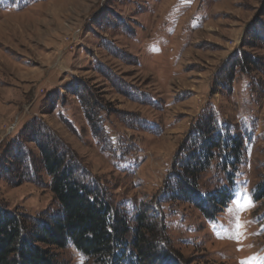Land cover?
Here are the masks:
<instances>
[{"label": "rangeland", "instance_id": "rangeland-1", "mask_svg": "<svg viewBox=\"0 0 264 264\" xmlns=\"http://www.w3.org/2000/svg\"><path fill=\"white\" fill-rule=\"evenodd\" d=\"M1 2L0 155L37 116L130 216L146 205L163 220L187 264H264V201L253 199L264 177V0ZM242 54L257 57L255 70L236 66ZM217 110L223 134L244 129L246 141L235 198L210 221L194 204L159 199ZM217 162L203 189L226 181ZM49 183L44 170L20 185L0 179V202L52 211ZM59 258L95 264L71 245Z\"/></svg>", "mask_w": 264, "mask_h": 264}, {"label": "trees", "instance_id": "trees-1", "mask_svg": "<svg viewBox=\"0 0 264 264\" xmlns=\"http://www.w3.org/2000/svg\"><path fill=\"white\" fill-rule=\"evenodd\" d=\"M29 1L2 0L1 6L19 8ZM256 39L264 42V33ZM257 61V57L242 54L236 66L253 71ZM233 77L230 74L227 85ZM224 129L218 110L210 111L199 122L194 129L198 141L188 151L184 148L185 159L173 167L175 181L163 191L160 202H189L210 221L226 210L236 195L246 134L244 129L241 134L229 129L223 134ZM4 142L0 179L20 185L28 175L36 177L44 170L50 177L49 187L57 206L31 215L16 213L0 202V264H65L59 251L70 245L95 264H187L168 235L165 222L150 215L146 205L130 216L122 203L115 202L97 185L44 120L34 116L9 144ZM27 142L36 144L38 155L27 151ZM216 159L219 176L224 174L226 181L212 190L203 189V174ZM262 179L253 192L255 202L264 201Z\"/></svg>", "mask_w": 264, "mask_h": 264}, {"label": "crops", "instance_id": "crops-1", "mask_svg": "<svg viewBox=\"0 0 264 264\" xmlns=\"http://www.w3.org/2000/svg\"><path fill=\"white\" fill-rule=\"evenodd\" d=\"M0 139H1V138H0ZM2 139H3V138H2ZM2 139H1V140H2Z\"/></svg>", "mask_w": 264, "mask_h": 264}]
</instances>
